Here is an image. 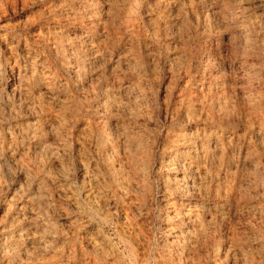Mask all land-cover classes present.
Masks as SVG:
<instances>
[{
	"label": "rangeland",
	"instance_id": "rangeland-1",
	"mask_svg": "<svg viewBox=\"0 0 264 264\" xmlns=\"http://www.w3.org/2000/svg\"><path fill=\"white\" fill-rule=\"evenodd\" d=\"M0 264H264V0H0Z\"/></svg>",
	"mask_w": 264,
	"mask_h": 264
}]
</instances>
